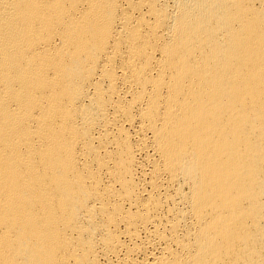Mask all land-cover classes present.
I'll return each mask as SVG.
<instances>
[{"label": "bare ground", "instance_id": "6f19581e", "mask_svg": "<svg viewBox=\"0 0 264 264\" xmlns=\"http://www.w3.org/2000/svg\"><path fill=\"white\" fill-rule=\"evenodd\" d=\"M0 264H264V0H0Z\"/></svg>", "mask_w": 264, "mask_h": 264}]
</instances>
